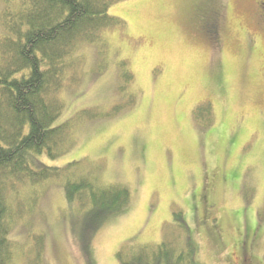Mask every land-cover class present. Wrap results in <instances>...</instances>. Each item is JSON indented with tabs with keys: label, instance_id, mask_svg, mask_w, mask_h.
<instances>
[{
	"label": "rangeland",
	"instance_id": "rangeland-1",
	"mask_svg": "<svg viewBox=\"0 0 264 264\" xmlns=\"http://www.w3.org/2000/svg\"><path fill=\"white\" fill-rule=\"evenodd\" d=\"M4 8L0 0V17ZM255 8L253 0L109 6L122 24L80 49L81 78L61 89L54 124L85 108L107 116L77 124L60 157L39 159L92 163L101 181L128 186L130 202L89 231L62 186L49 183L27 224L9 234L14 264H26L27 228L43 235L44 264H119L121 246L156 244L184 228L202 264H242L243 243L245 264H264V24ZM211 11L220 23L212 41L200 28Z\"/></svg>",
	"mask_w": 264,
	"mask_h": 264
},
{
	"label": "trees",
	"instance_id": "trees-1",
	"mask_svg": "<svg viewBox=\"0 0 264 264\" xmlns=\"http://www.w3.org/2000/svg\"><path fill=\"white\" fill-rule=\"evenodd\" d=\"M118 1L4 0L0 17V264H14L17 246L9 234L16 223L27 224L49 183L62 186L67 206L85 215L89 231L130 202L128 186L101 181L98 166L92 163L72 160L52 166L39 159L43 154L60 157L74 146L77 124L107 116L85 108L54 124L64 108L61 89L81 78L80 49L98 43L104 29L121 26L119 18L108 14L109 6ZM207 106L210 117L211 106ZM175 215L182 217L180 211ZM27 229L31 243L27 250L22 248L24 263L44 264L43 235ZM177 233L170 240L164 235L156 244L123 245L116 252L117 260L119 264H202L187 229Z\"/></svg>",
	"mask_w": 264,
	"mask_h": 264
},
{
	"label": "flooded vegetation",
	"instance_id": "flooded-vegetation-1",
	"mask_svg": "<svg viewBox=\"0 0 264 264\" xmlns=\"http://www.w3.org/2000/svg\"><path fill=\"white\" fill-rule=\"evenodd\" d=\"M254 5L256 6L255 12L253 13L255 16V20L258 23L264 24V0H253ZM202 20V19H201ZM203 30V33L205 35H208L211 37L212 40H217L219 36V29H220V23H219V12L217 11H211L207 16L205 15V19L200 27ZM207 215V210H206ZM242 264H245L244 256L247 255V253L242 252Z\"/></svg>",
	"mask_w": 264,
	"mask_h": 264
}]
</instances>
